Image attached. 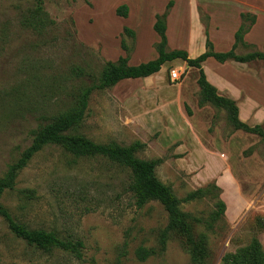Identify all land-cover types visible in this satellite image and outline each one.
<instances>
[{
    "label": "rangeland",
    "instance_id": "rangeland-1",
    "mask_svg": "<svg viewBox=\"0 0 264 264\" xmlns=\"http://www.w3.org/2000/svg\"><path fill=\"white\" fill-rule=\"evenodd\" d=\"M170 1L43 0L46 15L40 16L38 0H0V181L35 134L69 109L83 86L102 75L106 61L125 57L122 40L135 50L139 34L141 58L154 60L158 52L152 44V16L162 14ZM173 1L178 6L169 20V50L188 49L194 55L192 17L186 19L187 5ZM198 1L203 25L196 34L199 43L204 44L213 29L209 38L215 51L227 52L240 14L251 12L258 22L251 37L256 42L240 45L237 53L264 52V0ZM121 5L129 7L127 18L116 15ZM125 27L136 36L125 34ZM205 64L211 73L230 80L235 76L230 69L244 71L254 76L259 91L264 87L263 61L239 67L211 58ZM172 69H185L179 82L171 81ZM198 77L197 69L177 60L151 78L128 79L96 91L84 122L73 133L99 144H145L137 156L162 160L158 178L182 201L181 209L191 215L196 234L207 235L210 253L205 264H224L226 254L256 237L264 246V140L236 130L227 110L202 104ZM248 93L264 108V91ZM260 113L247 124L264 130ZM129 180V171L108 159L81 158L58 146L45 147L20 171L13 188L5 190L0 205L30 229H50L63 239L82 240L84 256L36 249L0 218V264H195L182 235L172 233L166 248L161 247L168 214L155 201L138 208L127 192ZM212 183L218 191L186 201L189 193ZM217 194L226 203V213L207 229L203 221L216 209ZM141 247L153 251L145 261L136 257Z\"/></svg>",
    "mask_w": 264,
    "mask_h": 264
},
{
    "label": "trees",
    "instance_id": "trees-1",
    "mask_svg": "<svg viewBox=\"0 0 264 264\" xmlns=\"http://www.w3.org/2000/svg\"><path fill=\"white\" fill-rule=\"evenodd\" d=\"M174 1L171 0L166 10L162 14L156 15L154 31L158 33L160 41L154 46L158 52V57L154 60L142 63L137 66L129 64L133 50H130L122 40V48L126 52L125 57H120L117 61H106L102 75L90 85L83 86L79 90L75 103L67 110L54 116L52 120L43 126L33 139L31 146L26 149L16 164L11 166L6 178L0 181V199L8 188H13L15 180L31 161V159L47 146H58L66 152L81 158H105L113 164L118 165L124 171H129L130 180L127 186V192L131 193L134 203L138 208H143L150 202H159L168 214L167 227L160 234V245L164 249L172 233L180 234L184 237L186 245L195 264H205L209 257V247L207 235L202 233L197 235L191 222V215L186 214L181 209L182 201L176 196L171 186L163 183L157 176V167L162 164L161 159L146 160L139 158L137 154L146 147L141 142H135L128 146H123L112 142L108 144H99L88 137L73 133L84 122L86 112L89 107L91 95L96 91H104L114 88L117 84L128 79L150 78L158 74L162 67L169 62L182 60L186 62L189 68L198 70L197 80L201 90L202 104L211 103L217 108L228 111L229 119L236 130H242L247 133L257 134L264 140V130L261 125L251 127L239 118V108L236 101L220 96L215 86L207 79L203 63L214 58L220 63L227 61H236L239 63H249L253 61L264 62V52L255 51L245 55L236 53L240 46H249L244 40L245 36L256 24V15L252 13H241V25L235 33V43L228 52H217L214 44L209 38L207 32L206 51L197 58H190L186 50H169L167 38V19L170 14ZM37 12L46 15L43 7V0H38ZM116 15L127 18L129 7L121 5L116 10ZM41 19L40 28L46 26V22ZM34 25V22L30 23ZM36 24L34 25V27ZM124 33L132 37L136 36L134 30L124 28ZM80 75L81 72L75 71ZM218 191L216 184H210L207 187L199 188L191 192L186 197V201H196L203 198L209 192ZM216 209L211 213L210 218L205 222L207 229H212L214 224L219 221L226 213V203L217 194ZM0 218L8 225L9 230L18 238L24 240L28 245L49 253L53 250H62L74 255L77 259H82L85 248L82 240L63 239L55 231L45 229H30L26 224L15 220L10 212L0 205ZM194 221L200 222L194 218ZM153 251L146 248H139L136 251V257L140 261H145L152 255ZM224 264H264V246L259 238H254L252 242L235 253L226 254L223 257Z\"/></svg>",
    "mask_w": 264,
    "mask_h": 264
},
{
    "label": "crops",
    "instance_id": "crops-1",
    "mask_svg": "<svg viewBox=\"0 0 264 264\" xmlns=\"http://www.w3.org/2000/svg\"><path fill=\"white\" fill-rule=\"evenodd\" d=\"M180 1L183 4L187 5V7H188L187 14H186V19H188L189 16L192 17V22H191V24L189 23V29L191 28V31H194V41L190 42V45L194 44V52H197V53L193 55L190 52V50H188V49H186V50L189 51L190 58H193V57H195V55L198 54V56H199V55H201V53H204L206 51L207 35L205 36L204 44L199 43L200 42L199 41V37L196 36V34L198 32H200V30L201 31L203 30V25L201 24L200 15H199V12H198V7H197L198 4H199V1L198 0H194V1L193 0H180ZM174 5H175V2H174ZM177 6H178V4L176 3V5L174 6V9L172 10V12H170V14L168 16V19H167V33H168V29H169L168 28L169 27V20H170L172 14H174L176 12V7ZM155 16H156V14H154L152 16V22L150 24V28H151L152 33L155 32V31H153L154 30L153 26H154V23H155V20H156ZM125 21L126 22H130L131 21L130 17L128 19H126ZM240 25H241V14H240V24H239V26L236 29L232 30V32H231V35H230L231 36L230 37L231 40L228 42L229 45H228V48H227V52L232 49V47H233V45L235 43V37H236L235 33L238 30V28L240 27ZM256 25H258L257 21H256V24L251 29V31L244 38V40L248 44H252L253 45L256 42L255 40H253L251 38L254 35V33H255L256 29H257ZM185 26L187 28L188 24L186 23ZM152 28H153V30H152ZM212 30H210V33H209L210 36H212L211 35ZM153 36L155 37L154 41L152 42V44L154 45L155 43L160 41V37H159L158 33H156V32L153 34ZM121 47H122V44H121ZM178 50H181V49H178ZM142 51H143V45H142L141 37L138 34V41L136 43L134 53L132 54V56L130 58V61H129L130 65L136 66L139 63L147 62V61L150 60L149 58L147 60L141 58ZM236 53H237V49H236ZM209 59H211V58H209ZM212 59H214V58H212ZM208 60H206V61H208ZM214 60H216V59H214ZM180 61L185 66H187L186 62H184L182 60H180ZM206 61L203 63V68L205 70V73H206L208 81L213 86L216 87V89L218 91V94L220 96H223V97H226V98H230V99L236 101L237 106L239 108V118H240V120L242 122H244V123H250V120H252L254 117L256 118L257 115L260 113L261 109H263V110L260 113L259 117L264 119V108H263V105H261L260 103H255L254 101H252V99H250L252 96L248 93V92H250V90H253L255 92L258 91L259 93L264 91V87L261 86L260 87V91H259L256 83L252 82V79H254V76L252 77V76L248 75V73H245L244 71H239V70H236V69H230V72H233L235 74V76H234V78L232 80H230L229 78H226L227 76H225V77L217 76V75L211 73L209 69L208 70L206 69V66H207L205 64ZM227 62H230V61H227ZM227 62H225V63H227ZM231 62H236V61H231ZM236 63L238 64L239 67H243V66L245 67L246 64H248V63H239V62H236ZM222 64H224V63H222ZM180 71L181 72L182 71L185 72V69L180 70ZM156 75H158V74H156ZM262 77H264V76H262ZM261 79L262 78H260V80ZM261 85H262V82H261ZM219 184H220V182H219Z\"/></svg>",
    "mask_w": 264,
    "mask_h": 264
},
{
    "label": "built area",
    "instance_id": "built-area-1",
    "mask_svg": "<svg viewBox=\"0 0 264 264\" xmlns=\"http://www.w3.org/2000/svg\"><path fill=\"white\" fill-rule=\"evenodd\" d=\"M184 73V71L181 72L178 69H172L169 73V77L172 82H179L182 79Z\"/></svg>",
    "mask_w": 264,
    "mask_h": 264
}]
</instances>
